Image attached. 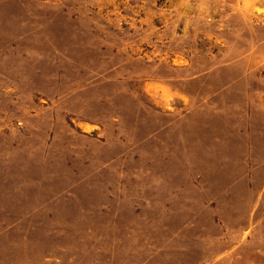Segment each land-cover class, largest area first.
<instances>
[{
    "label": "rangeland",
    "instance_id": "rangeland-1",
    "mask_svg": "<svg viewBox=\"0 0 264 264\" xmlns=\"http://www.w3.org/2000/svg\"><path fill=\"white\" fill-rule=\"evenodd\" d=\"M0 264H264V0H0Z\"/></svg>",
    "mask_w": 264,
    "mask_h": 264
}]
</instances>
